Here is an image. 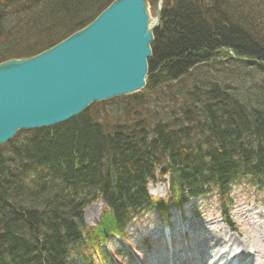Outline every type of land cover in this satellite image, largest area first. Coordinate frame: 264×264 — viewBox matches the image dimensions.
<instances>
[{
	"label": "trees",
	"instance_id": "1",
	"mask_svg": "<svg viewBox=\"0 0 264 264\" xmlns=\"http://www.w3.org/2000/svg\"><path fill=\"white\" fill-rule=\"evenodd\" d=\"M110 1L0 0V62L49 48ZM153 34L140 92L0 145V264H89L142 208L165 207L147 193L156 174L172 205L205 184L221 198L233 182L264 190V0H163ZM235 75L236 96L215 99ZM95 200L105 207L87 228Z\"/></svg>",
	"mask_w": 264,
	"mask_h": 264
},
{
	"label": "water",
	"instance_id": "2",
	"mask_svg": "<svg viewBox=\"0 0 264 264\" xmlns=\"http://www.w3.org/2000/svg\"><path fill=\"white\" fill-rule=\"evenodd\" d=\"M149 8L148 0H112L49 48L0 62V145L141 90L161 16V6L154 19Z\"/></svg>",
	"mask_w": 264,
	"mask_h": 264
},
{
	"label": "rangeland",
	"instance_id": "3",
	"mask_svg": "<svg viewBox=\"0 0 264 264\" xmlns=\"http://www.w3.org/2000/svg\"><path fill=\"white\" fill-rule=\"evenodd\" d=\"M153 1L154 2L153 4H150L149 9L151 17L154 19L156 16V8L158 6H161L160 13L162 14L163 2L162 0ZM163 180H165V184L162 182ZM148 189L153 200L158 201L165 197L167 193L166 176L165 179H159L158 183L154 186H148ZM240 190H242L240 187L234 190L237 202H234L233 204V209L228 216V223L223 221V219H221L222 217L220 218V205L216 203L217 199H213L211 196L201 200H193L191 206L186 209L187 218L186 221H184L183 226L188 225V234L190 235L188 244L194 247L193 251L196 250V255L193 256L196 259V262H193L194 264H213L214 254L218 252L222 245L230 246L231 251L232 248H236V246H238L239 249L248 250L249 255H252L250 257V263L264 264V201L256 197L254 188H251L248 191L246 189L242 191ZM188 205L190 204H186V206ZM104 207L102 201L95 200L90 202L87 207L84 208L83 222L87 228L95 226ZM192 211L200 212L198 216H201H195L196 213L194 214ZM145 212L146 214L141 215L136 219V223L134 224V227H132L133 231H131V234L137 233L133 234L136 238L129 245L132 262L125 264H139L137 258L141 260L140 264H149V257L156 262L158 261V264H163L162 261L159 262L162 255L159 248L161 243H164V240H162L164 238L162 234L165 232L170 234L176 232L175 222L179 220L180 216H182L178 210L176 211L173 208H170L166 212V214L169 213L170 215L168 221L169 224L166 230L163 231V228L166 226L165 221L163 220L165 211L160 212L158 209L147 207ZM143 238L151 239V245L154 246L151 250L157 251L155 252V255H152L150 250L149 257L146 256L144 259H142V252H140L141 246L139 247L136 243L142 241ZM114 240L115 239H112L111 242H115ZM108 243V247L112 251L110 242ZM116 244L118 245L120 242H116ZM141 245H143V243H141ZM118 246L120 247V245ZM181 246H183V244L178 248ZM141 248L143 250L144 247ZM74 249L76 251L74 257H76L77 262H81V260L85 259L79 254L76 248ZM100 249H103V246H101ZM100 249L97 247V251H91L87 254L90 259L89 264H101L98 259H94V255L97 252H101ZM177 250L175 254L177 253ZM178 253L176 255H178ZM218 257L221 259V256L218 255L216 258ZM119 259L120 260L117 261V264H122V258ZM176 260L179 259L176 258ZM183 260H185L184 256Z\"/></svg>",
	"mask_w": 264,
	"mask_h": 264
},
{
	"label": "bare ground",
	"instance_id": "4",
	"mask_svg": "<svg viewBox=\"0 0 264 264\" xmlns=\"http://www.w3.org/2000/svg\"><path fill=\"white\" fill-rule=\"evenodd\" d=\"M158 27V25H157ZM156 27V28H157ZM155 28V29H156ZM154 36V35H153ZM247 36H250V35H247ZM246 37V36H245ZM154 41V40H153ZM153 41L151 43H153ZM260 50L262 52H264V46L260 47ZM151 54H152V44H151ZM150 58V57H149ZM149 58H148V64H149ZM233 59L235 61H238V62H241V63H246L248 62L247 59L245 58H237V57H233ZM252 63H257V61L253 60ZM203 66V65H202ZM201 66V67H202ZM149 67V65H148ZM203 69V68H202ZM197 70V69H196ZM206 71V70H205ZM202 72V74H200V71H199V74H200V77L203 78V76H206L210 82H224L221 78H219V76L217 75L218 73L215 72V70L211 73H207L206 72ZM206 79V78H205ZM246 78L242 79L239 75H235L233 76L231 79H230V83L229 85H227L224 89V92H221V93H218L216 95V98L215 99H218V100H221V101H224V100H229L230 98H234L236 96V93L238 92V90L244 85V83H246L244 80ZM229 251V249H228Z\"/></svg>",
	"mask_w": 264,
	"mask_h": 264
}]
</instances>
